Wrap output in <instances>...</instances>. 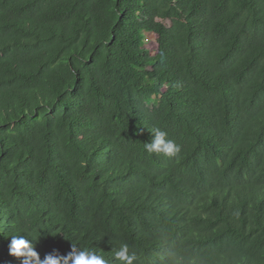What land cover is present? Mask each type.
Instances as JSON below:
<instances>
[{
	"label": "trees",
	"instance_id": "obj_1",
	"mask_svg": "<svg viewBox=\"0 0 264 264\" xmlns=\"http://www.w3.org/2000/svg\"><path fill=\"white\" fill-rule=\"evenodd\" d=\"M12 235L264 264V0H0V264Z\"/></svg>",
	"mask_w": 264,
	"mask_h": 264
},
{
	"label": "clouds",
	"instance_id": "obj_2",
	"mask_svg": "<svg viewBox=\"0 0 264 264\" xmlns=\"http://www.w3.org/2000/svg\"><path fill=\"white\" fill-rule=\"evenodd\" d=\"M152 138L150 142L144 143L148 153L163 154L166 157H175L181 151V146L174 140L168 138V133L159 127L150 129ZM35 237L29 239L26 235H12L8 246L9 255L20 260V264H108L94 249L78 247L72 243V250L66 255L49 254L41 260L39 253L33 243ZM115 259L120 264H134L138 257L135 252H130L127 244H121L115 251ZM167 264H201L198 257L186 258L184 253L171 252L167 258Z\"/></svg>",
	"mask_w": 264,
	"mask_h": 264
},
{
	"label": "rangeland",
	"instance_id": "obj_3",
	"mask_svg": "<svg viewBox=\"0 0 264 264\" xmlns=\"http://www.w3.org/2000/svg\"><path fill=\"white\" fill-rule=\"evenodd\" d=\"M146 47L152 54H155L157 51V43L155 38H146Z\"/></svg>",
	"mask_w": 264,
	"mask_h": 264
}]
</instances>
